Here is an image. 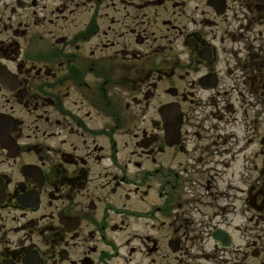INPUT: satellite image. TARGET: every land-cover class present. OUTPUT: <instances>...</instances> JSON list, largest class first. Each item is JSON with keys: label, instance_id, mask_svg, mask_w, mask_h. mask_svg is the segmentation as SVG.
Wrapping results in <instances>:
<instances>
[{"label": "flooded vegetation", "instance_id": "obj_1", "mask_svg": "<svg viewBox=\"0 0 264 264\" xmlns=\"http://www.w3.org/2000/svg\"><path fill=\"white\" fill-rule=\"evenodd\" d=\"M0 264H264V0H0Z\"/></svg>", "mask_w": 264, "mask_h": 264}]
</instances>
